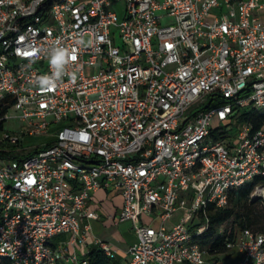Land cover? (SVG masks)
<instances>
[{
  "label": "built area",
  "instance_id": "2783aa9c",
  "mask_svg": "<svg viewBox=\"0 0 264 264\" xmlns=\"http://www.w3.org/2000/svg\"><path fill=\"white\" fill-rule=\"evenodd\" d=\"M0 103L26 134L54 132L47 147L0 156V260L87 264L69 247L99 217L92 195L110 190L122 198L114 224L132 221L136 240L109 264H206L193 236L208 205L264 178V124L239 113H264V0H0ZM250 197L264 202V183ZM226 248L236 264H264L262 231Z\"/></svg>",
  "mask_w": 264,
  "mask_h": 264
},
{
  "label": "trees",
  "instance_id": "16d2710c",
  "mask_svg": "<svg viewBox=\"0 0 264 264\" xmlns=\"http://www.w3.org/2000/svg\"><path fill=\"white\" fill-rule=\"evenodd\" d=\"M7 109L8 104L0 103V129L5 121L4 115ZM240 120L250 121L253 125L252 130H255L264 124V113L254 110L246 111L241 113ZM213 136L215 138L223 137V135L218 134L216 131L213 132ZM49 144L50 142H45L42 148L47 147ZM17 147H19V150H17ZM0 149V156L20 159L22 156L33 153L39 148L35 147L25 151L17 143L10 144L7 141L1 140ZM258 183H264V178L256 177L252 181L232 189L229 192L228 203L225 207L208 205L207 226L200 234L193 236L194 241L198 242L206 251V264H225L226 258L230 256L226 248V243L233 241L237 233L244 228L261 231L257 230V226L260 224L262 217L260 215L261 213L257 212V208L260 206L264 209V202L260 199H252L250 197V193ZM228 220H231L230 227L228 229L222 228V225ZM85 257L87 264H109L115 262L100 247L89 250ZM0 264H8V262L6 260H0Z\"/></svg>",
  "mask_w": 264,
  "mask_h": 264
},
{
  "label": "crops",
  "instance_id": "0c3cea01",
  "mask_svg": "<svg viewBox=\"0 0 264 264\" xmlns=\"http://www.w3.org/2000/svg\"><path fill=\"white\" fill-rule=\"evenodd\" d=\"M121 205L122 198L120 194L110 190H97L92 195L89 208L96 210L99 217L90 221L91 230L88 233L86 240L77 243L74 247H69V252L74 253L77 258L85 257L89 250L99 247L97 243V239H99L110 246L114 254L112 258L113 261L125 263L129 259L128 247L136 240V236L133 230L132 221L126 220L114 224L113 218L119 211ZM177 220L173 221V223ZM127 221H129L131 225V232L123 237L117 232V230H114L113 227ZM140 221L141 219L137 220V222ZM67 238V235L61 237L62 240H66ZM230 258H233V254L231 253L228 260H230ZM232 260L233 264H235V259L233 258ZM60 264L71 263L62 261Z\"/></svg>",
  "mask_w": 264,
  "mask_h": 264
},
{
  "label": "rangeland",
  "instance_id": "374dc122",
  "mask_svg": "<svg viewBox=\"0 0 264 264\" xmlns=\"http://www.w3.org/2000/svg\"><path fill=\"white\" fill-rule=\"evenodd\" d=\"M115 42L119 43V38L115 37ZM208 100H206L207 102ZM204 103L203 105H205ZM202 106V105H201ZM198 108V107H195ZM252 110L251 104H245L242 106H239V113H243L246 111ZM15 112L13 110H9L6 114L5 121L3 123L2 128L0 129V141L3 138L4 133H8L9 135H13L19 138V142L17 143L19 146L23 147L24 150L33 149L35 147H38L39 149L42 148V145L50 140L53 137L54 132L48 133L46 135H28L25 132V127L22 125L21 121L14 116ZM213 125H218V122L216 120L213 121ZM224 131L227 132L230 138H233L237 135L239 129H240V123H232L227 126L223 127ZM257 212H260L261 214V220L260 224L257 226V230L264 231V209L262 207L258 206ZM183 211H177L171 215V217L166 221V225H169L173 223V221L179 219L178 216L183 215ZM159 223V220H155L152 222L154 226H157ZM231 225V220H228L222 225V228H229ZM114 230H117V232L124 237L127 233L131 232V225L129 221L123 222L119 224L118 226L113 227ZM229 253V251H228ZM232 256V255H231ZM233 258H226L225 264H233ZM236 264V263H235Z\"/></svg>",
  "mask_w": 264,
  "mask_h": 264
}]
</instances>
